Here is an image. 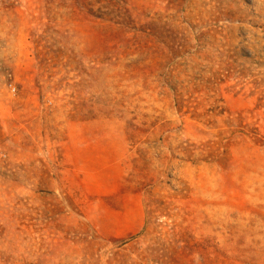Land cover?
Here are the masks:
<instances>
[{
    "label": "rangeland",
    "instance_id": "1",
    "mask_svg": "<svg viewBox=\"0 0 264 264\" xmlns=\"http://www.w3.org/2000/svg\"><path fill=\"white\" fill-rule=\"evenodd\" d=\"M173 229L178 264H264V0H0V264Z\"/></svg>",
    "mask_w": 264,
    "mask_h": 264
},
{
    "label": "trees",
    "instance_id": "2",
    "mask_svg": "<svg viewBox=\"0 0 264 264\" xmlns=\"http://www.w3.org/2000/svg\"><path fill=\"white\" fill-rule=\"evenodd\" d=\"M94 2L99 3V0H94ZM230 67L227 69L228 72L230 71ZM249 135L258 138L259 134L256 130L252 129ZM178 149L179 152L189 158L193 157L195 151L198 152V150L201 153L205 152L207 158L224 156L226 154V152H220L219 148L211 144L206 145L204 148H195L194 145H187L186 147L180 146ZM148 207H150L148 216L153 219L157 211H164L165 204L159 200L152 199L148 203ZM148 224L149 221L146 223L144 231L147 229ZM134 239L132 238V240ZM196 246L195 241L186 232L173 229L171 232L160 234V236L153 238L146 247L138 249L139 252L136 254V259H129L125 264H178L184 252Z\"/></svg>",
    "mask_w": 264,
    "mask_h": 264
}]
</instances>
